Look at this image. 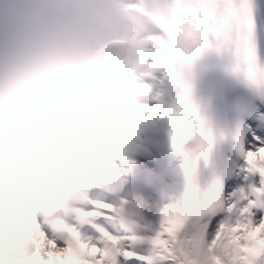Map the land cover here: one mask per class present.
<instances>
[{"label": "clouds", "instance_id": "1", "mask_svg": "<svg viewBox=\"0 0 264 264\" xmlns=\"http://www.w3.org/2000/svg\"><path fill=\"white\" fill-rule=\"evenodd\" d=\"M146 0H0V241L21 236L38 211L77 186L112 174L135 125L129 101L150 103L167 47L141 11ZM174 153L177 152L172 148ZM110 197L111 221L132 234L149 225L150 200ZM162 177L154 171L147 183ZM0 264H4L0 260ZM12 264H89L86 245H61L44 233Z\"/></svg>", "mask_w": 264, "mask_h": 264}, {"label": "snow or ice", "instance_id": "2", "mask_svg": "<svg viewBox=\"0 0 264 264\" xmlns=\"http://www.w3.org/2000/svg\"><path fill=\"white\" fill-rule=\"evenodd\" d=\"M140 10L157 25L153 39L167 47L163 59L152 66L165 79L182 86L181 65L215 38L233 50L236 71L264 97V0H146ZM141 91L151 95L153 90L145 85ZM154 101H129L128 117L136 122L156 114L171 122L172 148L187 158L188 187L183 195L164 208L158 228L149 224L141 234H129L112 223L110 197L105 193L119 192L134 162L114 163L110 176L79 185L63 201L38 211L39 217L60 210L75 214L76 224L62 217L52 224L55 231L66 234V240L51 237L61 245H86L89 264H264V182L254 194L244 193L240 203L222 180L201 191L192 176L199 155H208L211 137L201 139L193 150L186 148L198 127L195 109L188 107V89L172 104L159 94ZM235 138L246 170L264 175V111L242 121ZM45 232L40 219H34L23 236L6 231L0 260L12 264L15 257L32 251ZM144 244L149 245L147 251L141 250Z\"/></svg>", "mask_w": 264, "mask_h": 264}, {"label": "bare ground", "instance_id": "3", "mask_svg": "<svg viewBox=\"0 0 264 264\" xmlns=\"http://www.w3.org/2000/svg\"><path fill=\"white\" fill-rule=\"evenodd\" d=\"M169 145L171 146V141H169ZM154 150H157V148L155 147ZM156 153L162 156L164 151L162 149H159L156 151ZM169 165L170 173L167 176L165 192L163 194L165 198L159 201L150 200L151 208L148 211V220L152 229L158 228L165 206L175 202L180 196H182L183 179L180 174V162L176 159H172L169 161ZM260 186L261 181H259L255 175L246 173L238 189L239 191L242 189L243 193L252 195L254 194V189ZM164 203H166L164 206H160ZM148 247L149 245L144 244L141 246V250L147 251L149 249Z\"/></svg>", "mask_w": 264, "mask_h": 264}]
</instances>
